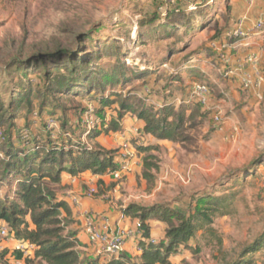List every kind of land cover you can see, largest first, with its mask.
<instances>
[{
    "label": "rangeland",
    "instance_id": "1",
    "mask_svg": "<svg viewBox=\"0 0 264 264\" xmlns=\"http://www.w3.org/2000/svg\"><path fill=\"white\" fill-rule=\"evenodd\" d=\"M244 1L0 0V94L4 99L8 100L12 92L20 88L16 87L19 81L35 91L43 89L44 66L39 62L33 64L38 55L69 51L87 57L100 51L103 59L92 67L99 66L115 78L104 86L106 97L118 92L144 99L157 108L169 103L176 109L184 107L188 112L196 105L206 111L204 120L194 131V142L187 146L144 135L135 118L127 115L118 132L111 136L102 133L101 139L103 144L111 146L115 136L122 142L118 153L125 150L135 153L131 170L123 179L103 186L97 180H77L67 189L58 191L69 202L70 194L88 197L93 185L96 193L89 198L110 204L109 211L130 218V223L138 221L125 214L130 207L170 205L189 210L204 195L231 197L230 214L214 222L217 238L200 232L191 240L190 248L177 256L176 262L171 260L172 264H231L256 240L264 239V95L252 110L248 123L243 117H237L243 129L241 127L236 135L231 125L234 117L230 109L221 107L222 96L216 94L214 82L221 75L227 78L232 54L238 50L224 38L225 48L217 50V43L222 42L217 38L226 30L236 28L239 20L232 22V14L240 11ZM237 4L238 10H234ZM263 13L264 10L259 18ZM153 17H158L155 24H146ZM86 37H91V42H85ZM17 59L26 63L24 72L12 68ZM60 64L57 61L48 67L52 69ZM121 64L127 67L125 77L114 74ZM260 71L264 75V66ZM196 83H205L212 90L214 98L211 97L208 109L192 97ZM96 89L89 95L77 97L56 95L42 112L38 108L41 102L35 99L37 114L31 115L28 128L42 138L47 119L55 116L74 142L88 143L85 135L91 130H100L103 121L115 118L114 109L119 107L116 103L102 116H87L86 110L100 109L98 98L101 95ZM213 106H220L225 118L222 131L214 123V111H209ZM18 123L25 125V112ZM150 145L155 150L149 155L155 157L153 162L158 164L159 170L153 172L155 178L149 184L143 177V160L147 154L138 147ZM6 191H11L9 186L1 189V196ZM69 206L72 216L66 219V233L76 235L84 231V219L80 209ZM153 221L157 222L155 228L160 229L159 221ZM17 244L11 239L3 243L0 253L5 256L0 264H17L13 256ZM194 249L199 252L195 253ZM28 252L32 257L33 252ZM126 253L133 259L138 257L135 253ZM100 256L102 263L109 261ZM256 257L262 264L264 247Z\"/></svg>",
    "mask_w": 264,
    "mask_h": 264
},
{
    "label": "trees",
    "instance_id": "2",
    "mask_svg": "<svg viewBox=\"0 0 264 264\" xmlns=\"http://www.w3.org/2000/svg\"><path fill=\"white\" fill-rule=\"evenodd\" d=\"M157 18H151L146 24L154 25ZM227 31L217 39H223ZM86 38L85 42H91V37ZM35 59L33 64L39 62L44 66L43 89L35 91L24 81H19L16 87L20 88L15 89L8 100L0 94V226L1 223L8 225L13 238L33 247L32 257H24L23 253L15 251L13 256L16 261L25 264H172V258L190 248L191 240L200 232L217 238L214 222L230 214L232 198L204 195L189 210L170 205L147 208L134 206L127 209L125 214L138 219L143 226L141 236L138 237L141 253L136 259L125 252L118 259L105 263L101 262V257H83L81 242L76 235L66 233V219L72 216V209L58 194L59 189L68 187L62 186V175L67 173L79 177L90 172L103 176L119 170L118 151L103 148L95 139L102 133L108 135L118 132L127 115L143 124L140 130L144 135L161 142L187 146L194 142V131L201 125L206 111L196 105L188 112L184 107L176 109L169 103L157 108L144 99L132 95L123 96L118 92L106 97L104 86L112 83L115 78L113 74L104 73L99 66L92 67L103 59L100 51L87 57L58 51L38 55ZM57 61L61 64L52 69L48 67V64ZM26 66V63L17 59L12 68L24 72ZM126 70L125 64H121L119 71L116 70L114 74L125 77ZM97 81L96 89L94 86ZM94 89L101 95L98 98L100 109L92 112L88 109L87 114L102 116L106 109L111 110L116 103L119 107L114 109L115 118L109 122L103 121L100 130H91L85 135L88 143L74 142L71 134L63 129L61 121L55 116L47 119L45 136L42 138L36 137L28 128L31 115L37 114L35 99L41 102L38 108L42 112L48 108L50 100L54 101L56 95L77 97L86 93L89 95ZM210 92L214 98L211 88ZM216 94L219 95L218 90ZM24 112L25 125H22L18 119ZM51 122H55L56 127H52ZM75 124L79 125L80 121H75ZM138 150L147 154L143 160V177L149 184L153 183V172H157L159 166L153 162L155 157L149 153L155 147L139 146ZM99 184L103 186L105 183L100 180ZM6 186L11 191L1 196V189ZM152 220H158L166 226L165 238L157 244H152L150 238L148 222ZM263 247L264 239L260 238L231 264H257L259 259L256 254ZM193 251L197 253L199 249ZM4 256L5 253H0V262Z\"/></svg>",
    "mask_w": 264,
    "mask_h": 264
},
{
    "label": "crops",
    "instance_id": "3",
    "mask_svg": "<svg viewBox=\"0 0 264 264\" xmlns=\"http://www.w3.org/2000/svg\"><path fill=\"white\" fill-rule=\"evenodd\" d=\"M238 6L239 4L236 5V8L234 10H238ZM239 8H240L239 12L236 11L232 14L233 16L232 22L238 21L240 19H246L245 29H252L253 25L256 23L257 19L259 18L260 13L264 10V0H257L255 2V5L251 8H249L247 6L246 1H244L243 5ZM221 43H217L219 45V46L217 45L216 47L217 50H221L223 49V47L225 48L226 43L223 40ZM235 49L238 50L232 54V64L230 67L231 71L228 73L227 78L221 75L220 78L214 80V82L216 83L217 86L216 90H218L220 96H222L221 100L219 101L220 105L221 107L224 108V110L230 109L229 112L234 117L233 124H231L234 127L233 132L236 133V135H238L240 132V128L242 127V124H240L241 122L237 119V117L238 116H241V118L243 117L244 121H247L248 123L252 110L255 109L257 103H259V101L262 100V96L264 95V85L259 90L252 89L245 91L242 88L244 75L248 72H253V68L251 67V65L245 64L246 57L249 55H257L261 60L260 68L262 69V67L264 66V31L252 35L244 45L237 46ZM219 62H220L219 67H221V61L219 60ZM262 110L263 109H261V111ZM136 122H138V127L141 129L143 127V124L138 120H136ZM227 124L228 127L230 128V124L229 123ZM111 135H113V133L108 134V136ZM103 137L104 135L102 134L97 139H95V142L107 150H117L120 148V146H122V142L120 140L115 139V136L112 137L113 138L111 143L112 145L107 146V144H103L101 142V139ZM62 177H63L62 186H69L70 183L75 184L73 183V179H76V181L77 180L83 181L84 179H88V180L90 179L91 182H94L95 180L97 181L102 180L104 183L113 181V179L109 177V175L96 176L91 174L90 172L83 173L79 175V177H72L69 174L64 173ZM59 197L61 200H64V197L62 195H59ZM68 204L71 205L69 202ZM110 208H111L110 204L105 205L100 200H93L89 197H82L81 210H90L97 214L103 213V215L107 216L110 219L111 225L115 230L130 229L135 231L136 223L138 221H136L135 223H130L131 222L130 218H127L126 216H122L118 214V212L116 211H109ZM105 211L107 213L104 214ZM148 223L150 226L151 239H156L160 241L165 238L166 226L163 223H161L160 221L158 222L161 225L160 229L155 228L156 227L155 224L157 222L155 223L152 220L149 221ZM3 225L4 223H1V226ZM117 227L119 229H117ZM76 238L83 245L81 247L83 257H87V258L101 257L100 253L98 252V246L91 242L90 238L85 233V231L77 233ZM10 239L14 240V242L17 243V240L15 238L11 237ZM138 243H139V239L136 234L129 237L125 243V247H124L125 253L126 252H129L130 254L135 253V255L139 256L141 252L139 251ZM177 258L178 257L176 256L172 260L175 261L177 260ZM261 260L263 261V259ZM19 262L20 261H16V263ZM259 262L260 260L257 262V264H261ZM262 264H264V261L262 262Z\"/></svg>",
    "mask_w": 264,
    "mask_h": 264
},
{
    "label": "built area",
    "instance_id": "4",
    "mask_svg": "<svg viewBox=\"0 0 264 264\" xmlns=\"http://www.w3.org/2000/svg\"><path fill=\"white\" fill-rule=\"evenodd\" d=\"M256 1L257 0H246L247 6L249 8L253 7ZM245 21L246 19H240L237 23L236 28L228 31L224 36V39L226 41H230V43H233L232 46H234V48L244 45L252 35L264 31V13L261 18H259L253 25L252 29H245ZM212 45L216 46V44ZM245 64L251 65V67L253 68V72H248L244 75V90L261 89L264 85V75L260 71V58L257 55H249L245 59ZM192 97L194 99H197V101L201 105L207 108L211 106L210 88L205 83L194 84V86L192 87ZM209 110L214 111V123L217 126L218 130L222 131L224 128L223 123L225 118L222 115L221 107L213 106ZM90 111L92 112L93 109L91 108ZM50 124L52 127H56L55 122H51ZM117 160L119 162V170L107 174L114 181L123 179L124 175L131 170L132 164L135 161V153L129 150H125V152L118 153ZM73 183H76V179H73ZM95 193L96 187L92 185L89 189L88 197H91ZM68 200L71 205H74L75 207L80 209V213L84 219L85 233L88 235L91 242L98 246V252L100 253V255L107 257L109 261L112 259H118L120 257V255L125 251V243L129 237L133 236L134 234H136L138 237L141 236L143 226L139 221L136 223L135 231L130 229L115 230L112 227L110 219L107 216H98L90 210H81L82 198L80 196L70 194ZM11 237H13V235L10 233L8 225L4 224L3 226H0L1 250L4 249V247H2L3 243ZM151 242L152 244H157L158 240L151 239ZM17 243L18 244L15 251L23 253L24 257L31 256L30 252H28H32V250H30L33 249L31 245L22 241H17ZM17 264H22V262L20 261Z\"/></svg>",
    "mask_w": 264,
    "mask_h": 264
}]
</instances>
